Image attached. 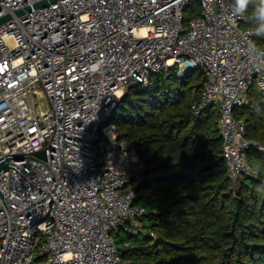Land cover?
Listing matches in <instances>:
<instances>
[{"label": "built area", "instance_id": "built-area-1", "mask_svg": "<svg viewBox=\"0 0 264 264\" xmlns=\"http://www.w3.org/2000/svg\"><path fill=\"white\" fill-rule=\"evenodd\" d=\"M39 1L0 0V18L11 15L0 24V264H126L115 235L147 232L145 162L113 115L129 88L175 66L204 72L192 108H218L229 175L259 174L247 152L264 155V141L234 111L256 81L264 92V55L249 54L264 47L234 0Z\"/></svg>", "mask_w": 264, "mask_h": 264}, {"label": "trees", "instance_id": "trees-1", "mask_svg": "<svg viewBox=\"0 0 264 264\" xmlns=\"http://www.w3.org/2000/svg\"><path fill=\"white\" fill-rule=\"evenodd\" d=\"M196 1H194L195 3ZM249 5L244 26L255 29ZM197 3V2H196ZM201 13L197 9L195 15ZM264 47V37L255 36ZM178 67L153 75L148 87L126 91L113 115L120 138L137 143L145 162L136 203L148 214L146 233L115 235L126 264H264V155L247 152L258 175H229L217 107L192 108L205 86L204 72ZM247 136L264 141V92L252 86L234 111Z\"/></svg>", "mask_w": 264, "mask_h": 264}, {"label": "clouds", "instance_id": "clouds-1", "mask_svg": "<svg viewBox=\"0 0 264 264\" xmlns=\"http://www.w3.org/2000/svg\"><path fill=\"white\" fill-rule=\"evenodd\" d=\"M250 4H252V0H234L232 15H243L248 11ZM250 19L256 25L254 34L259 37H264V0H258V2L255 3ZM249 54L253 56L264 55V53H258L255 46L249 47Z\"/></svg>", "mask_w": 264, "mask_h": 264}, {"label": "rangeland", "instance_id": "rangeland-1", "mask_svg": "<svg viewBox=\"0 0 264 264\" xmlns=\"http://www.w3.org/2000/svg\"><path fill=\"white\" fill-rule=\"evenodd\" d=\"M197 9H200V5L195 2L185 12V16L186 17H185V23L184 24H185L187 30L189 29V20L195 16V12L197 11ZM183 71H184V68L183 67L180 68V71L178 70V75L180 77L182 76V72ZM200 71H201V69H197L196 72L199 73ZM255 86H257V81L255 83ZM35 100H37L39 104L43 103L42 109H47V107L49 105V101H48V99L45 96H43V95L36 96L35 97ZM121 234L122 235H125V232L123 230H121Z\"/></svg>", "mask_w": 264, "mask_h": 264}, {"label": "water", "instance_id": "water-1", "mask_svg": "<svg viewBox=\"0 0 264 264\" xmlns=\"http://www.w3.org/2000/svg\"><path fill=\"white\" fill-rule=\"evenodd\" d=\"M50 1H54V0H42V1L36 2L34 4V7L37 8V7L44 6V5L48 4V2H50ZM30 10H31V7H27L26 9L18 10L16 12V14L17 15H22L26 11H30ZM10 18H11V15H5V16L1 17L0 18V24H2L3 22L9 20ZM137 86H139V85H137ZM43 154H44L43 152H40L39 153V155H43ZM8 164H9L8 160L1 161L0 162V172L8 170V168H9V165Z\"/></svg>", "mask_w": 264, "mask_h": 264}]
</instances>
